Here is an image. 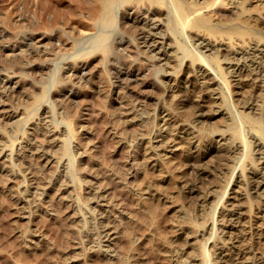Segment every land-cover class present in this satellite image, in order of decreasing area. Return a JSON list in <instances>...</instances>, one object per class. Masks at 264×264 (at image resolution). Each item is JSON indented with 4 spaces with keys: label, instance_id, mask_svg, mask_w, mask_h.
<instances>
[{
    "label": "bare ground",
    "instance_id": "1",
    "mask_svg": "<svg viewBox=\"0 0 264 264\" xmlns=\"http://www.w3.org/2000/svg\"><path fill=\"white\" fill-rule=\"evenodd\" d=\"M69 1L72 2L73 7L66 10L61 7L53 6L50 2H48V0L41 2L42 8L46 15V21L44 25L35 30H16L14 34H11L10 39L6 40L3 38L2 33L4 29H1L2 25H0V70H12L10 69L12 67L9 66H11L14 61L22 60L23 57L27 56V58H37L39 61L37 63H32L26 59L24 62H22L23 64L17 66L19 71H12L20 73V75L38 74L39 77L41 75L42 78L44 71H48V60H51L52 58L50 57L55 56L56 54V52L54 54H50V52H52V50H49L51 45L59 48H74L81 41H88L87 47L83 48L84 50L80 49V53L73 56L70 60L64 61L62 63L61 67L58 69L57 78L53 80L55 82L52 84L47 83L46 86L48 87L44 85L45 87L42 86L41 88H38L40 95L35 97L32 102H30V105H32V108L35 107L34 105L39 102L42 97L47 96H50L55 100L57 99L56 97H65L70 98L71 100L76 98L78 93H76L74 87L80 86L87 80L85 79V75L87 74L86 69L88 67L86 64L87 57L90 55H94L96 59L97 57H101L103 60L102 63L104 62L106 70L109 72L111 77L118 82L117 88L120 90L119 92H121L129 100H124L121 96H116L113 98L114 106L110 107V111L112 112L111 116L113 117V124L112 126H108V134L111 141L113 142V140L116 138L114 142L117 144L120 143V145L124 144L127 146L130 145V147L132 146L140 148L141 151L139 153H130L129 155L127 154V158L130 157L131 159L133 157V161H136L134 164H137L138 161L139 163L141 162L140 167L144 172L143 176L146 177L145 179H150V177L154 174V171L158 172L157 175L160 176V182L169 181L168 183L170 185L171 181L176 179L177 183H175L178 188L177 194L181 196V208H184L182 211L186 209L185 211L188 212L197 204H203L211 197H215L217 195L216 188L218 185L219 187H222V185L215 181V183L211 185L210 191L203 192L202 188L204 187V184L207 182L211 183L213 176L216 174L222 176L223 179L226 178L227 175L233 178V174L228 172L230 162L232 163V159H235L237 157L236 155L240 154L239 152H241V154H244L245 152V156L239 155L240 157L243 156L241 158L242 161H238V163H241L239 177L241 176L242 179L236 183L237 187L231 188V191L229 192V194H233L234 200L230 201V199H225L220 203V207L230 205L233 207V209H229L227 213L223 210L217 211V218L219 217V220L222 221V225L218 226L216 229L219 235L211 244L213 251L209 255L208 260L210 264H218L216 263L217 261H219V263L221 262L220 264L260 263V261L264 260V255L256 251L257 249L252 243V240L249 239L248 234L242 233L243 235L240 236H231V231L234 225L228 221L233 218H237V220L242 218L243 210H241L242 208L238 206L239 204L234 202L240 199L238 196L239 194H236L237 189L243 187L249 191L252 189L254 192H257L264 183V86L257 82L255 83V81L253 84L245 86V84H243L240 80L243 73L244 75L246 73L247 75L252 74L251 71H245L244 66L247 65V63L254 64L256 60H259L260 63L258 64L260 65L256 63V68L253 70V72L255 71L253 74L256 76L253 77L254 79H260L261 76H264V42L258 41L259 39H257V36V40H253L251 37L249 38L251 39L249 40L250 42L246 44L247 48L242 47V45H239L237 42L234 45H239L241 47L238 49H236V47L235 49L231 50L226 45L224 46L220 43L214 44L215 41L213 43V41L210 42L208 39L206 40L205 37L197 34L195 31L201 30L206 33L210 32L215 34L225 29L223 32H235L238 34V36L245 40L244 36L246 34L253 33L255 35L256 32H258L255 29L257 28L256 25L259 24L263 25L262 27H264V16L261 11H259V7L257 9L255 6H264V0ZM222 5L227 7V11H221L220 8H222ZM212 16H214L215 19H222V25L214 22L213 20L211 21L210 19ZM243 26L248 27L249 31H245ZM253 28L254 31L256 30L255 33L252 32ZM181 36H185V40H192L193 44L195 43L196 46L201 45L205 40L206 42H203L204 44L201 47L202 49L206 48L209 51H213L219 68L221 67V60L226 59L229 65L228 68L231 67L232 69L231 72L230 70L229 72L231 74H233V72H239V80L236 82L234 80L233 84L232 80L229 79V72L223 73L224 81L228 87V95L233 93L231 88L232 85H236L237 88L241 89V91H243L241 93L243 94L239 95L236 100H232V103L230 102L229 104L226 102L228 101L227 98L230 97L225 95L224 100L221 98V105H218L216 109L210 108L206 103L207 98H209L208 92L216 90V80L212 78L209 73L210 69H214L213 63L210 64L207 62V67L210 66L209 69L200 65V63H196L197 59H203L202 57L206 55H202L203 53L200 51V46L198 53L190 52L188 50L189 47L185 45L182 46L183 44L181 45L179 42V38H181ZM57 52H59V50H57ZM178 53L181 54L179 59H182V64H180L183 65L182 68L180 67L179 71L176 70L177 73H175V71L174 73L164 75V73L167 72V68L174 67V61L176 60ZM3 58H5V60ZM206 58L209 59V57ZM239 59L242 61L240 62ZM161 71L162 74L160 73ZM212 74L213 76H216L217 73L215 74V72H213ZM162 76L165 78L169 77L174 79L176 81L175 86H168V80H165L162 78ZM216 78H218V74ZM42 79V81H44L45 78ZM30 80L25 81L23 85H32L36 88L35 84L30 82ZM11 81L9 83H12ZM163 83L167 84L166 87L162 88V91L167 96L165 102L169 101L171 106L174 105V107H171V109L164 107L163 104L161 105L160 103H155L154 96L150 94L154 88L159 87ZM5 85L6 84L2 85V87L0 86L1 107L7 104L6 102L11 103V105L14 102V100L11 99L10 92L8 93L5 91L7 88ZM51 86H53V90ZM50 89L52 92L49 91ZM104 99H106L104 102L107 103V98L105 97ZM225 99L227 101H225ZM140 103H150L151 105L155 104L153 112L151 115H149L148 112L143 110L141 113H146V116L143 118L140 117V122H133L135 117L141 116V113L138 115V113L135 112V108ZM239 106L242 108L241 112L236 111L237 107ZM32 108L30 110H34V108ZM234 110L236 113L233 112ZM23 114L24 112L22 110L8 111L6 117L17 118L18 115L22 116ZM35 114L37 115V113ZM39 115L42 117V122H40V124L43 126V131H40L39 133L35 132L38 127L34 125L29 134L28 131H25L17 142L13 140L17 145L15 146L16 156L13 157V160L17 161L21 167L24 165L25 168L23 169L27 171L24 173V178L26 179L27 184H35L36 187L41 188L44 191H47L48 189V191L56 190L63 195L70 188L68 181H73L75 179V174H78V172L84 170L86 174V178L84 180L85 182H89L87 194L88 197L94 198L95 205L99 206L101 201L106 202V199H111L109 194L108 195L110 198L106 196V189L99 192L96 190L94 185L99 178L103 177L97 176L91 172L94 169L93 167L96 168L95 161L97 160V157L92 159L95 161L91 165L90 163L86 164L81 161H76V165L74 164L75 162L70 163L71 157L75 156V153H79L77 150H80L78 149L80 147L77 145L73 146V149H69L70 145L68 147V141L71 139L70 137L75 135L72 127L68 128V132L65 128L59 130L58 126L51 128L50 124L53 122L51 116H49L50 114L48 113V110L44 106H41ZM218 115L229 116L223 120L225 126L224 129H220V125L217 126L212 123V120ZM32 116L33 115H31V117ZM127 118H129L128 121L126 120ZM20 123L21 122L19 121V125ZM84 130L85 131L83 134L85 135L91 133L87 129ZM58 131L63 135V138L59 142L58 140H54L55 138L53 137ZM172 131H177L180 133V135L173 136L171 135ZM69 132H71L72 135ZM215 132L216 137L213 140L215 142H213L212 136ZM29 135H33V138L29 143L23 145L22 138L28 137ZM154 138H158L156 143L152 142ZM214 143H219L220 146L216 147ZM171 144L173 145L171 146ZM83 145L85 149V144L82 143V147ZM109 145L110 141L104 144L105 150H107ZM175 145L180 146L182 156L181 159L173 161L175 159L168 160L163 158V151L172 149V147ZM251 147L252 150H250ZM71 149L73 150V154L70 151ZM255 151H257L260 156L255 157L253 155V152ZM50 152H53V155L55 153L60 154L61 156L66 155L67 164L64 165L62 172L59 173V175L52 177L50 179V184L45 186L47 177L38 176L37 178L35 174L36 169L30 160L39 159L48 164L54 161L55 158ZM7 155L8 154H6V152H3V149H0V174L7 175L9 178H11L15 176L14 172L8 170L3 162L5 160H2ZM30 155H33V157ZM93 155L94 154L91 152L90 156ZM210 155L215 156V161L213 160L214 162L211 165H207L206 163V165H204L203 160H205ZM72 160L74 159L72 158ZM234 167H236V164ZM128 170L130 173V167ZM110 171H112V173ZM107 175V178L109 177L112 180H115L118 178V176H120V170L119 168L114 170L109 169ZM163 176H167V178L164 179ZM160 186L161 184H157L149 180L148 183L143 185L137 184L136 187L132 189L129 187V199L131 205L134 207L131 212L134 217L140 218L141 223H148L149 212L156 207V201H159V203L161 202L166 206H169L167 204L173 202L172 200L174 196L163 191L164 189H162ZM5 191H7L8 196L11 197L12 202L15 204L18 214L21 215V217H28L27 219H29L30 212L26 210L27 208L31 207L29 205L30 194H28V196L23 195L25 191L23 192L20 190L16 195L11 189L8 188H6ZM224 191L227 193L226 190ZM144 193H146L148 196L146 198L145 204H142L140 198ZM262 201H264V199L261 200L262 205H264ZM40 203L43 206L45 205L44 200H41L38 204ZM115 204L116 203L114 202L113 205ZM64 206L67 211H73L74 209L72 204L66 203ZM124 206L123 209H119L120 211L118 212L125 213ZM211 209L212 208H210V211H213V209ZM97 210H99V208ZM72 213L74 214L75 211ZM115 213L116 210L114 211V214ZM209 213L210 212L208 210V213L205 214L211 218L208 215ZM196 214V218L188 216L187 213H185V215H180L178 218L179 224L180 222H185L186 224L185 226L178 227L181 232L177 235V239L175 238L174 240H170L168 237L166 238V236L158 237L156 240L153 238L156 241L155 245H157V242H159L158 245H162L161 250L167 252V256H169L171 259H174L173 257L175 251L173 250V247H167L169 244L171 246L174 243L177 244V246H180L181 244L186 245L185 243L187 242L188 238L201 240L205 237V235L209 234L207 232L208 228L204 231L203 222L199 221V217L202 216V211L201 213ZM95 216L97 222H95L94 225L92 224L90 229L93 230V234H96L98 238L105 237V241H107L109 247H107L109 251L106 252H108V254L114 253L115 250L117 251V249L115 247L113 248V245L119 230L115 229L113 225L110 224V215L107 214L105 210H99ZM119 216H117V218ZM91 218L94 219V214ZM121 218L122 217H119V220ZM217 218L213 220L212 226L214 222L218 221ZM72 222L73 221H71V223ZM247 222L249 224L247 225L246 223V226L252 229V231H250L251 233L249 234H253L254 231L258 230L264 225V221H259L258 219L254 218L248 220ZM70 228L72 229V232H68V230H66L65 235H68L69 233L73 234L81 242L84 239L88 242L90 239L88 244L94 245V239H91V236H82L81 232L78 230L80 227L77 224H72ZM199 228L202 230L199 231ZM241 230L244 231V229ZM130 232L127 231L126 233V237H129L127 238L128 240L133 238L131 237L132 234H134L133 230ZM120 233L124 234L123 230ZM129 233L130 236H128ZM215 233L217 232H214V234ZM34 236L35 235L33 231L30 230V232H26L24 234L20 233L18 238L20 242L27 243L29 241L31 242ZM251 236L253 237V235ZM58 238L63 239L64 233L63 235H59ZM225 243H228V245H225ZM81 244L79 243V245ZM159 247L160 246L157 248ZM80 248L83 250L82 258H86L87 253L89 254L94 252V250H91V246L89 248L86 247V250L84 249V245H81ZM193 248L194 250L198 249L194 246ZM225 249L229 250V252H224ZM99 250L100 249L97 251L99 252ZM57 251L59 250L53 249L51 250L50 254H55ZM68 252L69 251L67 250L62 252V254H59V257L63 255L65 256L63 258H69L67 255L71 254V252ZM58 253L59 252H57V255ZM195 253L197 252L194 251L193 254ZM108 254L105 253L104 255L103 252L104 257H109ZM203 254L205 255L204 250ZM189 255L191 256V254ZM204 255L203 257L207 259V256L205 257ZM180 259L181 258H175L178 264L179 262L180 264L187 263V261L184 259ZM118 260L119 261L117 264H121V260Z\"/></svg>",
    "mask_w": 264,
    "mask_h": 264
},
{
    "label": "rangeland",
    "instance_id": "2",
    "mask_svg": "<svg viewBox=\"0 0 264 264\" xmlns=\"http://www.w3.org/2000/svg\"><path fill=\"white\" fill-rule=\"evenodd\" d=\"M41 2H45V0H0V25H2L1 29H4L2 33L3 38L6 40L10 39L11 34H14L15 31L19 29L35 30L43 26L46 21V15H45V11L42 8ZM48 2H50L53 6L61 7L65 10L68 8L71 9L73 7L72 2H70L69 0H48ZM255 6L257 7V9L259 7V11H261V13L264 16V6L261 5L260 6L255 5ZM220 9L222 12L223 11L225 12V10L227 11V7H225L224 5H222V8ZM210 20L211 21L213 20L214 22H217L222 25L221 23L222 19L221 20H219V18L215 19L214 16H212ZM246 26H243V29L248 32L249 28ZM256 26L258 29L257 28L255 29L258 32H256L255 35L253 33L246 34L244 36L245 40H243L242 37L238 36V34L235 32H223L225 29L215 34L210 32L206 33L201 30L199 31L197 30L195 32L197 34L202 35L203 37H205L206 40L208 39L210 42L213 41L214 43L215 41L214 44L220 43L223 44L224 46L225 45L228 46V48L232 50L235 49L236 47H237L236 49L240 48L241 46L239 45H242V47L247 48L246 44L250 42L249 40L251 39L249 38L251 37L254 40L256 39L257 36L258 37L257 39H259L258 41L264 42V27H262L263 25H259V24ZM255 31L253 28L252 32L255 33ZM185 39H186L185 36L184 37L181 36V38H179L180 44L181 45L183 44L182 46L185 45L189 47L188 50L190 52H195V53H198L199 52L198 49H200V47L206 42L204 40L203 41L204 43L202 42L201 45L196 46L195 43L193 44L192 40L190 39L185 40ZM237 42L239 45L238 46L234 45ZM87 44L88 41H81L74 48H69V47L59 48L54 45H51V47H49L50 48L49 50H52L50 54H54L55 52L56 54L55 56L50 57L52 58L51 60H48V66H49L48 71L47 70L44 71V74L42 75V78H45L44 81H42L43 79L41 78V75L39 77L38 74L20 75V73H16L12 71V70L19 71L17 69V66L23 64L22 62H24L26 59L32 63H37L39 61V59L37 58H31V57L27 58V56H25L22 58V60L14 61L11 64V66H9L12 67L10 68L12 70L10 69H9L10 71L0 70V86L2 87V85L6 84L5 86L7 88L5 91H7L8 93L10 92L11 99L14 100L12 105L11 103L6 102L7 104H5L2 107L0 106V149H3V152H6V154H8L6 157L2 159L5 160L3 161L4 165L7 167L8 170L13 171L15 175L14 177L9 178L7 175L0 174V264H113V262L114 264L115 263L117 264L119 261L118 259L121 260V264H178L175 258H181L180 260L184 259L185 261H187L186 264H210L208 258L213 251V247L211 246V244L214 241V239H216V237L219 235L218 231L216 230L217 227L222 225V221L219 220V217L217 218V214H218L217 211L223 210L224 212L227 213L229 209H233V207H231L230 205L220 207V203L222 202V200L225 199H230V201L234 200L233 194H229V192L231 191V188L237 187L236 183H238V181H241L242 179L241 176L239 177V173L241 170V165H240L241 163H238V161L239 160L240 162L242 161L241 158L245 156V152L244 154H241V152H239L240 153L239 155H243V156L240 157L237 154L236 156L238 158L237 157L235 158L237 160L233 158L232 163L230 162V165L228 167L229 168L228 172L233 174V178L227 175V177L223 179L222 176L216 174L215 176H213L211 183L207 182L204 184L202 190L203 192H206V191H210L211 185L214 184L215 181L217 183H220L222 187L221 186L219 187L218 185V187L216 188L217 195L215 197H211L212 199L211 198L208 199V201L204 202L203 204H197L190 211L186 212L185 211L186 209L182 211V209L184 208H181L182 198L177 194L178 188L176 186L177 183L176 179H173L170 185L168 183L169 181L160 182V176L157 175L158 172L156 171H154V174L150 177V179H145L146 177L143 176L144 172L141 170L140 167L141 162L139 163L138 161L137 164H134L136 163V161H133V157L131 159L130 157L127 158V154L129 155L130 153L131 154L139 153L141 151L140 148H136L132 146L130 147V145L127 146L124 144L120 145V143L117 144L116 142H114L116 138L113 140L114 143L111 141L110 136L108 134V126H112L113 124V117L111 116L112 112L110 111L111 109L110 107L114 106L113 98H115L116 96H121L123 97L124 100H128V99L121 92H119L120 90L117 88L118 82L115 81L111 77L109 72L106 70L104 62L102 63L103 60L101 59V57L100 58L97 57V59L95 58L94 55H90L87 57L86 64L88 65V67L86 69L87 74L85 75V79L87 80L83 82L80 86L74 87V90L76 91V93H78V96L76 98L71 100L70 98L56 97L57 99L55 100L50 96L42 97L41 100L36 103L37 105L36 104L34 105L35 107L33 108L35 111L30 110L32 108L30 102H32V100L35 97H38L40 95V91L38 88H41L44 85L46 86L47 83L52 84L53 82H55L53 80L57 78L58 75L57 72L58 69L61 67L62 63L64 61L70 60L73 56L80 53L81 51L80 49L87 47ZM190 49L193 51H191ZM57 50H59V52H57ZM200 51L201 53H203L202 55H206V56H203L202 57L203 59L200 60L197 59L196 63L198 64L200 63V65L205 67H207L208 64L207 62H209L210 64L213 63L214 69L213 66L212 69L216 70L213 71L210 69V72L208 70L210 76H212V78L216 80V85H215L216 90L208 92L209 98H207V102H206L207 105L212 109H216L218 105H221V101H222L221 98H223L224 100L225 95L231 98V99L227 98L228 101L225 99V101H227L226 103L227 104H229L230 102L232 103V100H236V98L239 95L243 94L241 93L243 91L237 88L236 85H232L231 88L233 90V93L231 95H228V87L224 81V75H223L224 72H229V70L231 72L232 70L231 67L228 68L229 66L227 63L228 61L226 59L221 60V67L223 69L221 67L219 68L217 59L213 51H209L206 48L202 49V47ZM179 56H181V54L178 53L175 60L176 62L174 61L175 68L174 67L167 68L166 69L167 72L166 73H164L165 71L163 72L164 75L174 73L176 70L179 71L180 67L182 68L183 65H180L182 64L181 62L182 59L180 60ZM206 57H209V59ZM3 59L5 60V58ZM241 61L242 60H240V62ZM256 63L257 64L260 63L259 60H256V62L254 63L255 65L251 63L250 64L247 63V65L244 66L245 71L252 72V74L249 75H247V73L245 75L244 73L242 74L240 80L243 84H245V86H249L250 84H253L254 81L255 83L257 82L262 86H264V76H261L260 79L259 78L254 79L256 75L253 74L255 72V71L253 72V70H255L256 68L257 65ZM209 68L210 66L207 67V69ZM162 71L160 72L161 74ZM177 71L175 73H177ZM211 71L215 72V74L217 73L218 78H216L217 74L216 76L215 75L213 76L212 74L213 72ZM229 73H228V75H230L229 79L232 80V84L234 83V80L235 82L239 80L238 78L239 72L236 73L233 72V74L231 73L229 74ZM249 77L252 79H250ZM162 78L168 80L167 81L168 86L170 85L175 86L176 81L174 79L169 77L165 78L163 76ZM29 80L30 82L35 84L36 88L33 87L32 85L31 86L23 85L25 81H29ZM10 81L12 83H9ZM166 86L167 84L163 83L159 87L154 88L152 92H150V94L154 96L155 103L157 104L160 103L161 105L163 104L164 107H168L171 109V107H174V105L171 106L169 101L165 102L167 96L162 91V88ZM51 87L53 90V86ZM52 90L50 89L49 91L52 92ZM104 96L107 98V101L109 103L104 102L106 100L104 99L105 98ZM41 106L46 107L48 113L50 114L49 116H51L53 122L50 124L51 128L58 126L59 130L65 128L67 129L68 132V128L72 127L75 135H72L71 132H69L72 135V137H70L71 135L69 136L71 139L70 140L68 139L69 140L68 141L69 143L67 142L68 147L70 145L69 149L70 148L73 149V146L77 145L80 147L78 148L80 150H77L79 151V153L77 152L75 153L76 154L75 156L71 157L70 163L75 162L74 164L76 165V161H81L86 164L90 163L91 165L95 161L92 160L94 159V157H97V160L99 159L98 160L99 162L97 160L95 161L96 168L93 167L94 169L91 172L97 176H103V177L99 178L94 185L96 187V190L99 192H101V190L103 191L104 189H106L107 190L106 196L109 197L110 195L111 199L109 200L106 199L107 200L106 202L101 201L99 206L95 205L94 198L88 197L87 194V191L89 189V182H85L84 180L86 178V174L84 170H81V172L77 171L78 174H75V179L73 181L71 180L68 181L70 188L63 195L56 190L48 191L49 190L48 189L47 191H44L41 188L36 187L35 184L32 185L27 184V181L24 178V173L27 172L26 170L23 169L25 168L24 165H22L23 167L19 166L20 164L17 161H14L13 157L16 156L15 153V146H17L16 142L18 141L19 138L22 137L25 131H28L29 134V132H31L30 130H32V127L34 125L38 127V129L35 130V132L39 133L40 131H43L42 130L43 126H41L42 124H40V122H42V117L39 115ZM154 106L155 104L151 105L150 103L147 104L140 103L135 108L136 111L135 109L134 111L139 115L144 110L145 112H148L149 115H151ZM14 110H22L24 112L23 114L24 116L18 115L17 118L21 116L24 119L21 117H19L20 119L19 118L17 119L16 117H12V118L6 117L8 111H14ZM31 111H33L34 113ZM236 111L241 112L242 108L239 106L237 107ZM233 112L236 113L235 110ZM35 113H37V115ZM31 115L33 116L31 117ZM140 115L141 116H137L134 119L132 118L133 122L134 121L140 122L141 121L140 117L141 118L145 117L146 113H141ZM228 117H229L228 115L226 116L218 115L212 120V123L217 126L220 125L219 128L224 129L225 126L223 120L224 118H228ZM18 120L21 122L20 125ZM126 120L128 121L129 118H127ZM15 124H18L19 126ZM84 129L89 130L91 133H88L86 135L83 134V132L85 131ZM213 134L214 135L212 136V141L216 137V132ZM171 135L178 136L180 135V133H178L177 131H172ZM53 137L55 138L54 140L56 141L58 140L59 142L63 138V135L58 131ZM32 138L33 135H29L28 137L22 138V144L24 145L26 143H29ZM13 140H15L16 142L14 143ZM108 141H110V145L108 146L107 150H105L104 144ZM157 141L158 138H154L152 140L153 143H156ZM82 143L85 144L86 147L85 149H84V145L82 147ZM172 145L173 144H171V146ZM214 145L216 147L220 146L219 143H214ZM72 149L70 151L73 154ZM250 150H252V147L250 148ZM89 152L90 153L92 152L94 155L90 156ZM163 153H164L163 158L168 160L175 159L173 161H176V160H180L182 157L181 149L179 145L177 146L175 145L172 147V149L169 150L167 149L163 151ZM253 155L255 157L260 156V154L257 151L253 152ZM30 156L33 157V155ZM53 156L55 157L54 161L48 164L44 163L39 159L30 160L36 169L35 171L36 177L37 178L38 176L47 177V180L45 181V186H48V184H50V179L56 175H59V173L62 172L64 165L67 164L66 155L61 156L60 154L55 153ZM72 158L74 160H72ZM213 160L215 161V156L210 155L205 160H203V164L211 165L214 162ZM235 164L236 167H234ZM237 165L240 167H238ZM129 167L131 169L130 173L128 170ZM117 168H119L120 170V176H118V178H116L115 180H112L109 177L107 178L108 176L107 173L109 169L114 170ZM110 172L112 173V171ZM163 178L165 179L167 178V176H163ZM149 180L153 181L154 183L161 184L160 187L164 189L163 191L167 192L168 194L174 197L172 200L173 202L167 204L169 206H166L165 204L156 201L157 204L156 207L149 212L148 223L144 224L143 222L141 223L139 217H134L131 212V210H133L134 207L131 205L129 199L130 196L129 187L130 189H132L136 187L137 184L143 185L148 183ZM6 188L11 189L13 193H15L16 195L20 190L23 192L25 191L23 195L28 196V194H30L29 198L30 200L31 199L32 200L31 201L29 200L30 202L29 205L31 207L27 208L26 210L30 212L29 219H27L28 217L27 218L21 217V215L18 214L15 204L12 202L11 197L8 196L7 191H5ZM224 190H226L227 193H225ZM236 194H239L238 196L240 199L234 202L236 204H239L238 206H240L242 208L241 210L243 211H242V218L240 220H237V218H233L228 221L229 223L234 225L231 231L232 234L231 236H235V237L240 236L243 235L242 233L248 234L249 239L252 240V243L257 249L256 251L264 255V225L261 226L258 230L254 231L253 234H249L251 233L250 231H252V229L246 226V223L247 225L249 224L247 221L253 218L258 219L259 221H264V205H262L261 203V200L264 199L263 198L264 183L261 186L260 190L257 192H254V190L252 189L249 191L246 188L240 187L237 189ZM147 196L148 195L146 193L141 195L140 199L142 204H145ZM41 200L45 201L44 206L41 205V203L38 204ZM113 201L116 203L115 205H113L114 204ZM262 202L264 204V201ZM66 203L72 204V206L74 207L73 211L72 210L67 211V209H65L64 204L66 205ZM123 206L125 209V211L124 210L123 211L125 213L122 212L123 213L122 214L121 212L118 211H120L121 208L123 209ZM77 207L80 210H78ZM98 208L100 211L105 210V212L110 215L109 217L110 224L113 225L115 229L119 230V232L117 233V238L113 245V248L115 247L117 251L115 250V252L111 254L110 253L108 254V252H106L109 251L108 249L109 247L107 241H105V237L101 236L102 238H98L96 234H93V230L90 229L92 224L94 225L95 222H97L95 214L99 212V210H97ZM210 208H212L213 211H210ZM34 209L37 211H35ZM115 210L116 213L114 214ZM208 210L210 212L208 215L211 218H209L205 214L208 213ZM74 211L75 213L73 214L72 212ZM201 211H202V216L199 217V221L203 222L204 231L205 229L208 228L207 232L209 234L205 235V237H210V238L204 237L201 240L199 239L194 240L188 238L187 242L185 243L186 245L181 244L182 246L181 245L177 246V244L175 243L172 244V246L169 244L170 247L169 245L167 247L168 248L173 247V250L175 251L173 257L174 259H171L169 256H167V252L161 250L162 245H158L159 242H157L158 244L155 245L156 243L155 240L161 236H166V238L168 237V239L170 240L172 239L174 240L175 238L177 239V235L181 232L178 227L185 226L186 224L185 222H180L179 224L178 218L180 217L181 214L185 215V213H187L188 216L196 218L197 216L196 213H201ZM118 213L120 214V216ZM93 214H94V219L91 218L93 217ZM117 216L122 218L119 220V217L117 218ZM216 218L218 219V221L214 222L212 226V222ZM71 221H73L74 223L73 222L71 223ZM72 224H77L80 227V229L78 230L81 232L82 236L83 235L84 236L87 235L88 237L91 236L92 237L91 239H94L95 241L94 245L88 244L90 239L88 240V242L87 240L85 241V239L81 242L73 234L69 233L68 235H65L66 230H68V232H72V229L70 228ZM68 228H70L71 230ZM241 229H244V231ZM30 230L33 231L35 235L33 240L27 243L20 242L18 235L20 233L24 234L26 232H30ZM122 230L124 234L120 233L122 232ZM131 230H133L134 232V234H132L131 236L133 238L128 240L127 238L129 237H126V233L127 231L130 232ZM201 230L202 229L199 228V231ZM62 232L64 233V238L59 239L58 238L59 235H63ZM214 232L217 233L214 234ZM130 233L128 234V236H130ZM251 235H253V237ZM153 238H155V240ZM79 243L80 244L83 243L81 245H84L85 250L86 247L89 248L90 246H91V250H94V252L89 253L90 255L86 251L87 255L86 254L85 255L87 259L85 257L82 258L83 250L81 248L83 246L80 248L81 245H79ZM225 245H228V243H225ZM156 246L157 247L160 246L159 247L160 249L157 248ZM193 246L198 249L194 250ZM53 249L59 250L57 251L59 252L58 255L57 252L52 255L50 254L51 250ZM96 249L97 250L100 249L99 252ZM66 250L69 251L68 253L71 252V254L67 255L69 256V258H63L65 257L63 255L59 257V254H62V252ZM203 250L205 252V255L203 254ZM194 251H196L197 253L193 254ZM103 252L104 255L105 253H107L109 257H104ZM224 252L228 253L229 250L225 249ZM189 254H191V256ZM202 254L205 257L207 256V259H205ZM216 263L220 264L221 262L219 263V261H217ZM258 264H264V260L260 261V263Z\"/></svg>",
    "mask_w": 264,
    "mask_h": 264
}]
</instances>
